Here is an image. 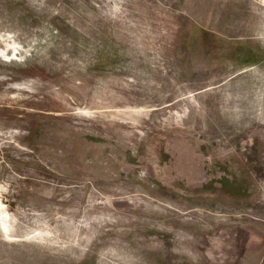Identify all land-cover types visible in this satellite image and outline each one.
<instances>
[{
	"label": "rangeland",
	"instance_id": "rangeland-1",
	"mask_svg": "<svg viewBox=\"0 0 264 264\" xmlns=\"http://www.w3.org/2000/svg\"><path fill=\"white\" fill-rule=\"evenodd\" d=\"M0 264H264V0H0Z\"/></svg>",
	"mask_w": 264,
	"mask_h": 264
}]
</instances>
